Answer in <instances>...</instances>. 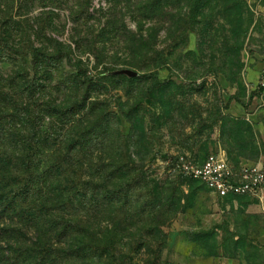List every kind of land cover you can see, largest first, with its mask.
I'll return each mask as SVG.
<instances>
[{
	"label": "rangeland",
	"instance_id": "rangeland-1",
	"mask_svg": "<svg viewBox=\"0 0 264 264\" xmlns=\"http://www.w3.org/2000/svg\"><path fill=\"white\" fill-rule=\"evenodd\" d=\"M10 42L0 264H264L260 200L180 162L264 169V0H0L1 108Z\"/></svg>",
	"mask_w": 264,
	"mask_h": 264
},
{
	"label": "built area",
	"instance_id": "built-area-1",
	"mask_svg": "<svg viewBox=\"0 0 264 264\" xmlns=\"http://www.w3.org/2000/svg\"><path fill=\"white\" fill-rule=\"evenodd\" d=\"M180 158L183 171L204 183L210 192L218 196L248 195L264 205V169L261 166L237 169L223 155L213 151L197 162Z\"/></svg>",
	"mask_w": 264,
	"mask_h": 264
},
{
	"label": "trees",
	"instance_id": "trees-1",
	"mask_svg": "<svg viewBox=\"0 0 264 264\" xmlns=\"http://www.w3.org/2000/svg\"><path fill=\"white\" fill-rule=\"evenodd\" d=\"M2 20H3V17H2ZM4 32L7 34H10V32H7V30H4ZM2 48L6 50L4 51V55L11 62V69H10V73L7 74V78H6L8 91H6L5 93L7 97L6 98L3 97L1 99L5 102V105L2 108L0 107V128H2L3 126H7L8 130H6V135L8 137L14 138L12 141H14L15 144H12V141L8 142L9 144L5 143V146L10 149L9 150L10 154L14 155L13 151L17 150V43L16 42L5 43L2 45ZM9 130H13V131L11 132ZM0 140H2L1 136H0ZM0 154H1V151H0ZM2 158H3V155L1 154L0 160H2ZM198 181L201 182L200 180ZM202 184L206 186L204 183ZM13 192L14 194L9 200L14 202V200L17 197V190H11L9 194ZM230 196L231 195L225 196V197H230ZM53 225H55L53 224V221L47 220V226L49 227L51 226L50 228H52ZM37 243L40 244V239L37 240Z\"/></svg>",
	"mask_w": 264,
	"mask_h": 264
},
{
	"label": "crops",
	"instance_id": "crops-1",
	"mask_svg": "<svg viewBox=\"0 0 264 264\" xmlns=\"http://www.w3.org/2000/svg\"><path fill=\"white\" fill-rule=\"evenodd\" d=\"M258 241L261 243L260 247L264 248V230H262L261 233L259 234Z\"/></svg>",
	"mask_w": 264,
	"mask_h": 264
}]
</instances>
